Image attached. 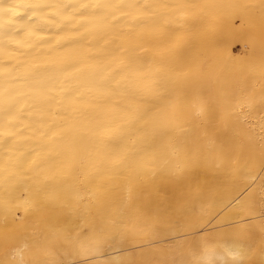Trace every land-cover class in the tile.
Returning <instances> with one entry per match:
<instances>
[{
  "label": "snow or ice",
  "instance_id": "obj_1",
  "mask_svg": "<svg viewBox=\"0 0 264 264\" xmlns=\"http://www.w3.org/2000/svg\"><path fill=\"white\" fill-rule=\"evenodd\" d=\"M219 8L244 13L259 8L264 14V0L258 5L0 0V264H97L75 257L92 256L98 247L70 236L62 258L42 230L34 228L31 244L19 245V230L8 219L11 193L22 181H30L37 194L65 186L72 175L69 159H75L81 147L97 159L100 170L127 168L135 178L153 175L169 163L144 148L149 136L147 97L164 91L155 86L157 69L145 54L176 26ZM68 35L87 40L90 51L110 54V62L101 67L97 56L88 55L69 63L61 55L69 46L62 42ZM20 67L28 70L24 77L15 73ZM249 71L251 86L221 85L217 103L228 141L259 142L264 150V60L258 77L255 67ZM203 115L201 107L196 116ZM172 119L182 134L192 132V127L181 125L183 114ZM260 230L264 232V224ZM245 236L237 230L195 241L185 249L190 258L179 264H254V250L243 242Z\"/></svg>",
  "mask_w": 264,
  "mask_h": 264
},
{
  "label": "bare ground",
  "instance_id": "obj_2",
  "mask_svg": "<svg viewBox=\"0 0 264 264\" xmlns=\"http://www.w3.org/2000/svg\"><path fill=\"white\" fill-rule=\"evenodd\" d=\"M207 2L258 5L260 0ZM236 14L248 19L247 31H257L251 26L254 19L264 23L259 8L247 13L212 9L199 19L176 26L172 33L154 41L145 54L157 69L155 86L164 91L158 97H147L149 136L144 148L157 160L169 163L153 175L135 178L127 168L115 173L100 170L97 159L81 147L75 159H69L72 175L65 186L37 194L30 181H22L12 191L8 219L19 230V245L31 244L35 228L53 240L58 258L63 257L70 236L98 247L94 255L75 257L77 260L179 264L190 258L185 249L193 242L239 230L246 233L243 242L254 250V264L264 261V232L260 230L264 224V200L260 199L264 150L259 142H229L217 103L221 85L252 84L248 72L224 75L223 66L243 55L222 53L219 48L238 42L231 36ZM223 32L229 33L225 36ZM261 37L256 43L264 52ZM62 42L69 45L61 54L69 63L88 55L97 56L101 67L111 60L108 53L90 51L88 41L80 36L68 35ZM199 50L208 62L199 59ZM252 59L255 65L261 64V60ZM255 70L258 77L259 68ZM27 71L20 67L15 73L24 77ZM201 107L204 115L197 117ZM178 113L184 117L181 125L192 127L190 134L177 128L172 117ZM213 139L214 144L210 143ZM252 214L258 215L244 218ZM3 215L0 206V217ZM191 232L195 235L190 236Z\"/></svg>",
  "mask_w": 264,
  "mask_h": 264
},
{
  "label": "rangeland",
  "instance_id": "obj_3",
  "mask_svg": "<svg viewBox=\"0 0 264 264\" xmlns=\"http://www.w3.org/2000/svg\"><path fill=\"white\" fill-rule=\"evenodd\" d=\"M259 15L262 17L264 14H259ZM234 21L235 22H234V26H233V31H231L233 33H231L230 31L229 32L231 33L232 37L238 38V42L231 43L230 45L221 44L219 48H220L222 53L227 50L230 53L233 52V53H238V55H241V54H243V55H242L241 58H236V60H234L233 63L227 62L223 66V69H226L225 71H227V73L224 74V75H230L232 73H238V74H241V75L244 74L245 72L250 73L249 70L251 68L255 67V69H258L259 66H260V65H255L252 62V60H253L252 58H257V59H259L261 61L264 60V52L260 51L259 46L256 43V40L261 37L260 36L261 34H262L261 38H263V41H264V37H263L264 36V32L260 34V32L264 31V29H263L264 28V23L262 24V22L260 23V21H258L256 19L252 20L251 21V24H252L251 26L255 30L257 29V31L253 32V31L244 30V26H246V23H249L248 19L245 20V18H243L241 15L236 14L234 16ZM257 22H258V24H260L262 26L259 25L260 27H257V25H258ZM263 22H264V20H263ZM250 32H253V34L250 33ZM223 33L225 34V36H227L226 34H228L226 32H223ZM198 57H199V59L202 62H204V63L208 62L206 57L204 56L202 50L198 51ZM238 57H240V56H238ZM260 199L264 200V192L263 191L260 194ZM257 215L258 214H254V215L252 214V215H249V216L244 217V218H254ZM234 220L235 219H233L231 221L229 220L227 222H224V224H227L229 222H233ZM190 234H191L190 236H194L195 235V233H193V232H191Z\"/></svg>",
  "mask_w": 264,
  "mask_h": 264
}]
</instances>
